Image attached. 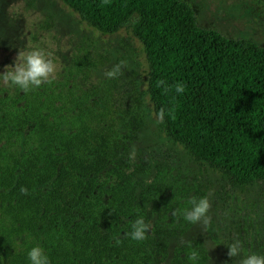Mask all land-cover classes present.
<instances>
[{
  "label": "trees",
  "instance_id": "trees-1",
  "mask_svg": "<svg viewBox=\"0 0 264 264\" xmlns=\"http://www.w3.org/2000/svg\"><path fill=\"white\" fill-rule=\"evenodd\" d=\"M61 2L94 30L124 29L141 43L153 113L174 110L163 129L220 174V197L254 184L264 191V46L201 27L185 0ZM50 20L28 34L39 49ZM50 58L57 68L51 84L29 92L0 84V264H29L28 251L37 245L50 264H165L167 238L191 226L173 213L207 196L211 180L183 171L176 152L161 146L141 149L130 172L121 153L144 125L132 112V80L121 73L98 80L108 57L83 39L67 63ZM159 80L170 87L183 82L186 90L165 93ZM153 170L148 183L135 178ZM140 216L151 228L145 240L133 241L127 233ZM189 241L192 248L174 247L169 264H191L193 249L197 264H207L204 244Z\"/></svg>",
  "mask_w": 264,
  "mask_h": 264
},
{
  "label": "rangeland",
  "instance_id": "rangeland-1",
  "mask_svg": "<svg viewBox=\"0 0 264 264\" xmlns=\"http://www.w3.org/2000/svg\"><path fill=\"white\" fill-rule=\"evenodd\" d=\"M185 1L193 8L201 27L217 29L229 37L250 38L264 46V0ZM47 16L52 28L40 32L39 39L44 42L48 55L62 64L69 61L71 49L81 39L95 54L108 57V62L96 71L98 80L104 79L105 72L115 65L124 62L120 78L132 80L136 94L132 112L144 122L137 131L136 140L121 153L129 160L132 149L136 150L135 160H129L130 172L139 162L141 149L161 146L176 152L183 171L189 170L199 178L211 180L207 190L211 203L207 231L202 224H191L184 234L167 238L169 255L165 264H169L174 247L189 240H200L204 244L209 256L207 264H240L246 254L264 255V191L254 184L244 191H236L231 197H220L217 194L223 184L220 174L206 164L196 162L180 144L167 136L161 123L156 122L146 94L147 63L142 45L129 31L122 29L111 35L102 34L82 22L61 0H0V72L7 65H14L20 51L27 53L38 48L35 42H29L28 34L43 24ZM120 129L125 131L122 125ZM154 174L153 170L149 175L137 174L135 178L148 183ZM236 240L242 244L241 254L230 257L227 245Z\"/></svg>",
  "mask_w": 264,
  "mask_h": 264
},
{
  "label": "clouds",
  "instance_id": "clouds-1",
  "mask_svg": "<svg viewBox=\"0 0 264 264\" xmlns=\"http://www.w3.org/2000/svg\"><path fill=\"white\" fill-rule=\"evenodd\" d=\"M107 3V0H105ZM124 64L121 63L115 65L112 69L105 72V76L109 79L117 77L121 73V67ZM57 68L50 56L43 50L39 48H34L27 53L19 52L14 65H7L3 72H0V84L4 86H15L24 92H29L34 89H38L44 84H51L56 79ZM163 87L165 93H169L172 88L178 94H183L186 90V85L183 82H177L173 86H169L166 81L159 80L157 82V87ZM156 117L157 123H163L165 116L174 118V110L165 108H160L158 112L153 113ZM136 156L135 148L129 155V160L134 161ZM150 182V181H149ZM20 191L24 194H28V189L26 187H21ZM190 207L183 209L182 211L177 209L173 215H182L183 219L190 222L191 224H202L203 229L207 231L210 217L208 212L211 208L210 200L207 196L196 198L192 197L188 200ZM151 228V224L145 221L143 216L136 218L131 221V231L127 233L133 241H143L147 238V233ZM122 241L116 239V243L120 244ZM189 248H192L190 241H186ZM229 248L228 255L230 257L240 256L242 251V244L239 240L234 241L227 245ZM29 264H50L49 257L45 253L44 249L39 245L32 247L28 251ZM188 260L191 264H197L199 253L193 249L188 254ZM240 264H264V255L257 253L246 254L243 259H241Z\"/></svg>",
  "mask_w": 264,
  "mask_h": 264
}]
</instances>
